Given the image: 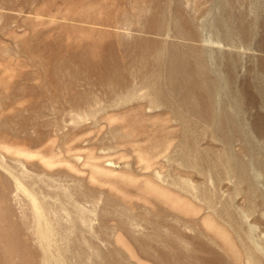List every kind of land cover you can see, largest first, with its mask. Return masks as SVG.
<instances>
[{"label":"rangeland","instance_id":"374dc122","mask_svg":"<svg viewBox=\"0 0 264 264\" xmlns=\"http://www.w3.org/2000/svg\"><path fill=\"white\" fill-rule=\"evenodd\" d=\"M0 264H264V0H0Z\"/></svg>","mask_w":264,"mask_h":264}]
</instances>
